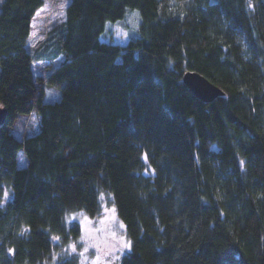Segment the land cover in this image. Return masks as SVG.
<instances>
[{"label": "trees", "instance_id": "obj_1", "mask_svg": "<svg viewBox=\"0 0 264 264\" xmlns=\"http://www.w3.org/2000/svg\"><path fill=\"white\" fill-rule=\"evenodd\" d=\"M43 5L0 2V264H51L103 196L131 241L120 264H264V0H71L33 55ZM129 10L127 45L103 41ZM187 72L224 96L200 101ZM32 112L39 133L17 139Z\"/></svg>", "mask_w": 264, "mask_h": 264}, {"label": "rangeland", "instance_id": "obj_2", "mask_svg": "<svg viewBox=\"0 0 264 264\" xmlns=\"http://www.w3.org/2000/svg\"><path fill=\"white\" fill-rule=\"evenodd\" d=\"M3 0H0L2 2ZM44 5L32 20L31 34L27 49L35 55L47 43L50 34L65 21L66 11L71 0H43ZM129 10L123 22L107 27L103 41L119 46H126L136 30V14ZM60 59L52 64L59 65ZM51 63H34V75L44 83V103H55L62 97V89L48 85L45 80L51 72ZM17 139L23 140L39 133V116L32 112L20 115L13 127L8 128ZM25 153L21 151L18 158L20 167L25 166ZM70 225L78 227V237L68 246L57 249L51 264L69 257H76L79 264H120L122 258L131 251V241L127 236L126 226L120 220L113 199L102 198V212L97 217L85 213H76L68 217ZM58 242V239H55Z\"/></svg>", "mask_w": 264, "mask_h": 264}, {"label": "water", "instance_id": "obj_3", "mask_svg": "<svg viewBox=\"0 0 264 264\" xmlns=\"http://www.w3.org/2000/svg\"><path fill=\"white\" fill-rule=\"evenodd\" d=\"M183 83L197 99L204 103H211L218 97L224 96V92L213 85L198 73L187 72L183 77ZM7 111L0 107V128L6 124Z\"/></svg>", "mask_w": 264, "mask_h": 264}, {"label": "snow or ice", "instance_id": "obj_4", "mask_svg": "<svg viewBox=\"0 0 264 264\" xmlns=\"http://www.w3.org/2000/svg\"><path fill=\"white\" fill-rule=\"evenodd\" d=\"M5 195H7V193H5Z\"/></svg>", "mask_w": 264, "mask_h": 264}]
</instances>
